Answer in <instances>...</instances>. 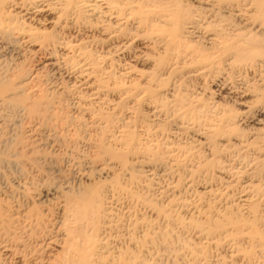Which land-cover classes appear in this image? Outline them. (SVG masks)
Here are the masks:
<instances>
[{"label":"bare ground","instance_id":"bare-ground-1","mask_svg":"<svg viewBox=\"0 0 264 264\" xmlns=\"http://www.w3.org/2000/svg\"><path fill=\"white\" fill-rule=\"evenodd\" d=\"M0 264H264V0H0Z\"/></svg>","mask_w":264,"mask_h":264},{"label":"rangeland","instance_id":"rangeland-1","mask_svg":"<svg viewBox=\"0 0 264 264\" xmlns=\"http://www.w3.org/2000/svg\"><path fill=\"white\" fill-rule=\"evenodd\" d=\"M39 192H42V189Z\"/></svg>","mask_w":264,"mask_h":264}]
</instances>
